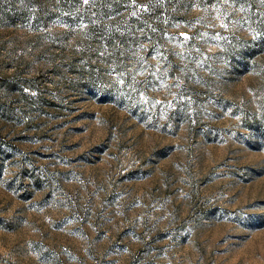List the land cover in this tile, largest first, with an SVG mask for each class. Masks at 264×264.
I'll return each instance as SVG.
<instances>
[{
	"label": "rangeland",
	"instance_id": "obj_1",
	"mask_svg": "<svg viewBox=\"0 0 264 264\" xmlns=\"http://www.w3.org/2000/svg\"><path fill=\"white\" fill-rule=\"evenodd\" d=\"M121 13L0 21V264H264V0Z\"/></svg>",
	"mask_w": 264,
	"mask_h": 264
},
{
	"label": "trees",
	"instance_id": "obj_2",
	"mask_svg": "<svg viewBox=\"0 0 264 264\" xmlns=\"http://www.w3.org/2000/svg\"><path fill=\"white\" fill-rule=\"evenodd\" d=\"M133 2L134 0H0V21L9 26L19 24L26 27L28 31L24 38L30 33L39 38L65 34L68 32L66 29L73 26H77L78 34H88L89 38L92 26L97 24L106 29L108 25L121 19L118 16ZM168 2L169 0H160L162 5ZM55 22L65 29L49 27ZM82 26L85 28L81 29Z\"/></svg>",
	"mask_w": 264,
	"mask_h": 264
},
{
	"label": "snow or ice",
	"instance_id": "obj_3",
	"mask_svg": "<svg viewBox=\"0 0 264 264\" xmlns=\"http://www.w3.org/2000/svg\"><path fill=\"white\" fill-rule=\"evenodd\" d=\"M85 2H87V0H85Z\"/></svg>",
	"mask_w": 264,
	"mask_h": 264
}]
</instances>
